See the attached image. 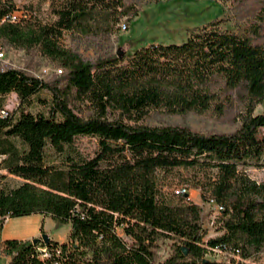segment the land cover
<instances>
[{"label":"trees","instance_id":"obj_1","mask_svg":"<svg viewBox=\"0 0 264 264\" xmlns=\"http://www.w3.org/2000/svg\"><path fill=\"white\" fill-rule=\"evenodd\" d=\"M47 1L46 17L30 7L28 19L13 22L23 8L0 0V44L35 50L62 70L46 81L0 68V98L15 92L20 101L16 114L0 109L1 167L23 180L0 189V236L7 218L33 214L70 232L65 242L7 239L9 264H248L264 255V181L247 171L264 159V110L255 112L264 103V0L248 32L215 18L182 43L151 41L94 62L65 45L64 34H112L139 10L128 0ZM43 90L50 99L39 97ZM35 97L46 111L30 109ZM237 102L232 132L144 122L155 111L223 115ZM79 136L96 138L93 156L76 150ZM49 151L60 160L49 162ZM180 187L223 206L215 220L221 235L206 239L204 206ZM164 240L171 251L159 260ZM40 245L49 257L41 258ZM217 248L226 259L208 256Z\"/></svg>","mask_w":264,"mask_h":264},{"label":"rangeland","instance_id":"obj_2","mask_svg":"<svg viewBox=\"0 0 264 264\" xmlns=\"http://www.w3.org/2000/svg\"><path fill=\"white\" fill-rule=\"evenodd\" d=\"M16 5L23 9L30 7L36 10L43 17H46L49 1L41 0H14ZM261 0H246L242 3L224 0H128L134 5L139 14L129 20L124 18L122 25L112 33H101L96 31L88 32H66L63 43L78 52L83 59L94 62L99 57H107L119 52L129 53L136 46L148 44L151 41L163 43H182L194 28L205 24L215 18L225 19V25L239 32H248L256 23L255 11ZM264 37V24L262 26ZM264 40V38H263ZM1 50L5 53V58L0 60V68H20L46 81L57 79L61 73L59 67L52 64L37 51H25L14 48L8 44H0ZM50 93L46 90L40 92L41 99H50ZM17 93L11 92L0 98V109L6 108L11 113L16 114L19 105ZM228 109L221 115L213 111L205 114L189 112L183 114H171L165 111H155L144 120L150 125H182L192 129L210 132H232L240 125V104ZM77 113L85 115L88 109L72 102ZM33 112L46 111L47 105L34 98L30 106ZM264 110V103L259 105L256 113ZM21 145L19 140H16ZM74 147L83 156L91 157L95 154L98 143L95 137L79 136L75 139ZM49 162H57L60 157L49 151ZM4 155H0V160ZM250 177L258 182L264 181V159L258 165L248 168ZM0 189H11L19 185L23 180L13 174L8 173L1 167L0 162ZM188 194L192 201L204 206L205 227L208 229L206 239L221 235L222 230L215 222L219 212L209 202H204L200 190L188 188ZM44 231L51 237L59 239L60 236L69 235L70 225H59L52 218H46ZM44 232H41L44 233ZM41 234L39 236H41ZM52 238V237H51ZM170 241H160L157 249V257L164 260L170 253ZM248 264H264V255L255 260L248 261Z\"/></svg>","mask_w":264,"mask_h":264},{"label":"crops","instance_id":"obj_3","mask_svg":"<svg viewBox=\"0 0 264 264\" xmlns=\"http://www.w3.org/2000/svg\"><path fill=\"white\" fill-rule=\"evenodd\" d=\"M50 218L42 214H33L29 216L8 218L2 230V237L4 239H19V240H30L35 237H39L42 229H44L45 219ZM70 232V230H69ZM51 239L53 238L51 234ZM59 242H65L68 240L67 236H60Z\"/></svg>","mask_w":264,"mask_h":264},{"label":"built area","instance_id":"obj_4","mask_svg":"<svg viewBox=\"0 0 264 264\" xmlns=\"http://www.w3.org/2000/svg\"><path fill=\"white\" fill-rule=\"evenodd\" d=\"M30 17V12L27 11L26 9H22V10H18V11H15L13 13H11V15L9 16V19L13 22H17V21H20V20H23V19H28ZM122 26L124 28L127 27V25L124 23L122 24ZM5 58V53L1 50L0 48V60L4 59ZM59 72L61 73L62 70L59 69ZM1 114L2 115H7L8 114V111L6 109H3L1 111ZM177 192L179 193H186L188 192V189L186 187H180ZM210 204L212 206H214V208L216 209L217 212H221L222 209H223V206H221L219 203H217L215 200H211L210 201ZM0 219H2L1 215H0ZM8 219V218H7ZM6 219V220H7ZM19 240V239H18ZM6 239H4L2 237V235L0 236V264H9L11 259H12V255L8 252V248H7V245L5 243ZM22 241H28L30 242L31 244H34V245H37L38 243H33V239H30V240H22ZM38 250L41 252V258L44 259V258H47L49 257L50 253H49V250L46 246H39L38 247ZM209 257L213 258V259H217V260H224L226 259V255H225V252L221 249H214L212 253H210L208 255ZM55 264H60L59 262H56Z\"/></svg>","mask_w":264,"mask_h":264},{"label":"water","instance_id":"obj_5","mask_svg":"<svg viewBox=\"0 0 264 264\" xmlns=\"http://www.w3.org/2000/svg\"><path fill=\"white\" fill-rule=\"evenodd\" d=\"M119 54L122 55V52H119ZM41 240L45 241V243H49V241L51 240V237H50V235L48 233L44 232V233L41 234V236L33 238V243L36 244V243H38ZM184 253L185 254L188 253V250L186 248L184 249Z\"/></svg>","mask_w":264,"mask_h":264}]
</instances>
